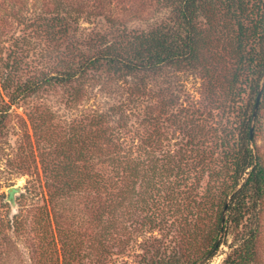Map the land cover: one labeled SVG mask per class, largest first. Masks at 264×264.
Instances as JSON below:
<instances>
[{
    "label": "trees",
    "instance_id": "16d2710c",
    "mask_svg": "<svg viewBox=\"0 0 264 264\" xmlns=\"http://www.w3.org/2000/svg\"><path fill=\"white\" fill-rule=\"evenodd\" d=\"M159 3L158 16L144 27L95 34L85 44L75 39L76 19L60 3L29 21L26 27L50 45L46 50V67H50L23 78L21 51L0 56V138L14 104L35 95L77 103L89 81L97 82L104 93L113 97L118 92L116 83L122 78L133 76L143 83L145 78L161 77L169 67L177 71L187 69L200 74L207 96L214 103L219 101V91L224 98L232 96V100H239L236 89L244 85L248 96L238 112L240 123L235 156L230 161L232 170L218 176L221 186L231 182L229 193L225 192L217 204H209L216 207V214L208 225L198 229L196 235H182L185 245L172 240L165 243L154 236L144 241L139 264H199L214 255L228 234L233 240L222 264H254L264 167L254 148L256 132L251 130V122L264 69V0ZM261 105L262 101L255 122ZM88 122V131L81 124L78 128L73 126L51 159L41 157L46 192L40 223L46 247L43 264H93L88 262L87 247L96 249L95 254L104 259L107 250L118 249L115 245L119 242L107 231L114 224L126 231L119 223L120 217L115 216L119 202L123 208L130 195L125 199V190L132 192L136 184L128 171L126 156L122 155L125 145L115 140L116 130L124 126L125 117L119 107H109ZM50 126L43 122L38 127L34 123L35 135L38 131L50 132ZM143 142L154 149L159 143L151 137ZM153 173L149 170L145 176L151 181ZM146 180L139 185L145 190L153 188ZM241 180V187L235 189ZM71 194L90 197L86 207L90 228L82 230L62 209L63 201ZM140 226L145 227L142 223ZM95 227L102 232L98 234Z\"/></svg>",
    "mask_w": 264,
    "mask_h": 264
},
{
    "label": "rangeland",
    "instance_id": "374dc122",
    "mask_svg": "<svg viewBox=\"0 0 264 264\" xmlns=\"http://www.w3.org/2000/svg\"><path fill=\"white\" fill-rule=\"evenodd\" d=\"M159 1L0 0V56L21 51L23 78L47 71L50 66L46 67V50L50 45L26 26L34 17L55 9L58 3L76 19L75 39L85 44L95 34L144 27L158 16ZM203 83L198 72L169 67L161 77L145 78L143 83L133 76L122 78L116 83L118 92L113 97L104 93L97 82L89 81L77 103L35 95L11 106L0 138V264H43L46 247L40 223L46 192L41 157L51 159L73 126L81 124L88 131V121L109 107H119L125 117L124 126L116 130L115 140L125 145L122 155L126 156L128 171L136 184L132 192L124 189L125 199L130 195L123 208L119 202L115 214L126 231L115 224L107 231L119 240L115 245L118 249L107 250L103 259L88 246V262L139 264L144 255L142 243L150 237L185 245L184 233L196 235L198 229L208 225L216 214V207L209 204H217L225 192L229 193L231 182L221 186L218 176L232 170L230 161L235 156L240 123L238 112L248 94L244 85L236 89L239 100H232V96L224 98L219 91V101L214 103ZM261 101L258 122L257 108L251 129H255L254 148L264 167L262 92L258 107ZM43 122L51 124L52 132L38 131L36 136L33 124L41 127ZM147 137L159 142L156 149L143 145ZM149 170L154 172L151 181L145 176ZM145 179L153 188L145 190L139 185ZM242 183L243 180L235 189ZM89 203L90 197L73 194L63 201L62 209L82 230L90 228L86 211ZM258 210L254 264H264V195ZM101 232L97 229L98 234ZM232 240L231 234L225 236L214 255L199 264H222ZM56 257L55 254L53 259Z\"/></svg>",
    "mask_w": 264,
    "mask_h": 264
},
{
    "label": "water",
    "instance_id": "95a60500",
    "mask_svg": "<svg viewBox=\"0 0 264 264\" xmlns=\"http://www.w3.org/2000/svg\"><path fill=\"white\" fill-rule=\"evenodd\" d=\"M263 83H264V69H263V75H262V81L260 83V87H259V91H258V94H257V97H256V101H255V106H254V114L256 113L257 111V108H258V104H259V99L261 97V92H262V89H263ZM252 130V129H251ZM251 132V131H250ZM18 188H13V190L17 191ZM11 191V190H10ZM9 194V193H8Z\"/></svg>",
    "mask_w": 264,
    "mask_h": 264
}]
</instances>
